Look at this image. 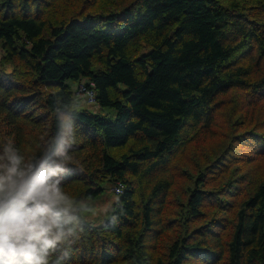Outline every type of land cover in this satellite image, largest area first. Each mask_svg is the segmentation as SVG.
<instances>
[{
	"label": "trees",
	"instance_id": "trees-1",
	"mask_svg": "<svg viewBox=\"0 0 264 264\" xmlns=\"http://www.w3.org/2000/svg\"><path fill=\"white\" fill-rule=\"evenodd\" d=\"M10 154L63 161L72 232L50 264H264V0H0ZM104 180L122 191L93 225Z\"/></svg>",
	"mask_w": 264,
	"mask_h": 264
},
{
	"label": "clouds",
	"instance_id": "clouds-1",
	"mask_svg": "<svg viewBox=\"0 0 264 264\" xmlns=\"http://www.w3.org/2000/svg\"><path fill=\"white\" fill-rule=\"evenodd\" d=\"M65 127L54 156H65ZM7 161L0 164V264H50L57 245L72 232L66 227L73 222L71 201L54 179L64 170L63 161L45 157L24 163L15 154Z\"/></svg>",
	"mask_w": 264,
	"mask_h": 264
},
{
	"label": "rangeland",
	"instance_id": "rangeland-1",
	"mask_svg": "<svg viewBox=\"0 0 264 264\" xmlns=\"http://www.w3.org/2000/svg\"><path fill=\"white\" fill-rule=\"evenodd\" d=\"M79 81H68L73 92L74 87L77 86ZM80 98L81 101L78 102L82 108H85L90 112L105 118L107 121H113L115 119L116 110L114 107L100 106L95 101L88 102L86 96L81 95ZM75 99L78 100V97H75ZM100 185L102 187V191L97 194L96 197L83 198L81 200L82 205L89 207V212L83 217V219L91 222L93 225L101 224L109 218L112 206L120 196L119 193L114 192V185L108 180L102 181Z\"/></svg>",
	"mask_w": 264,
	"mask_h": 264
},
{
	"label": "built area",
	"instance_id": "built-area-1",
	"mask_svg": "<svg viewBox=\"0 0 264 264\" xmlns=\"http://www.w3.org/2000/svg\"><path fill=\"white\" fill-rule=\"evenodd\" d=\"M93 83L90 81H82L74 87V91L76 95L86 96L88 102H94V93H93ZM113 190L115 193H121L122 185L120 183L113 186Z\"/></svg>",
	"mask_w": 264,
	"mask_h": 264
},
{
	"label": "crops",
	"instance_id": "crops-1",
	"mask_svg": "<svg viewBox=\"0 0 264 264\" xmlns=\"http://www.w3.org/2000/svg\"><path fill=\"white\" fill-rule=\"evenodd\" d=\"M75 97H78V100L77 101H79V102L81 101L80 95H75Z\"/></svg>",
	"mask_w": 264,
	"mask_h": 264
}]
</instances>
